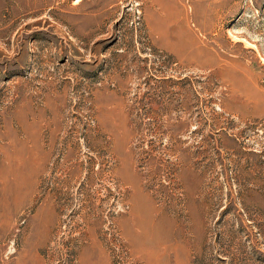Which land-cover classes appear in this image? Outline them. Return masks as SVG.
Listing matches in <instances>:
<instances>
[{"label":"rangeland","instance_id":"374dc122","mask_svg":"<svg viewBox=\"0 0 264 264\" xmlns=\"http://www.w3.org/2000/svg\"><path fill=\"white\" fill-rule=\"evenodd\" d=\"M0 264H264V0H0Z\"/></svg>","mask_w":264,"mask_h":264}]
</instances>
